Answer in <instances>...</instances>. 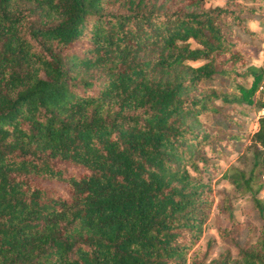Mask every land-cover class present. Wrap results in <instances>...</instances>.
I'll return each instance as SVG.
<instances>
[{
    "label": "trees",
    "instance_id": "16d2710c",
    "mask_svg": "<svg viewBox=\"0 0 264 264\" xmlns=\"http://www.w3.org/2000/svg\"><path fill=\"white\" fill-rule=\"evenodd\" d=\"M263 18L264 0H0V264H264V116L248 172H222L251 194L254 238L222 189L235 253L194 246L212 204L198 163L243 139L198 115L238 126L247 99L224 85L255 90L264 35L246 23Z\"/></svg>",
    "mask_w": 264,
    "mask_h": 264
},
{
    "label": "rangeland",
    "instance_id": "374dc122",
    "mask_svg": "<svg viewBox=\"0 0 264 264\" xmlns=\"http://www.w3.org/2000/svg\"><path fill=\"white\" fill-rule=\"evenodd\" d=\"M205 5H219L224 2V0H204ZM264 19V18H263ZM248 26V22L246 23ZM249 27V26H248ZM250 28V27H249ZM262 33V32H260ZM263 34V33H262ZM264 35V34H263ZM258 50L256 55L249 57V63L255 66L256 68H261L264 64V60L260 59L259 55L262 54L264 58V42H258ZM189 64L197 65L201 63V60L195 61H187ZM237 81L241 87H237L235 85V81L229 80L225 83L224 88L228 90H232L234 92H239L244 95L247 99V103L244 107H240V105H235V110H240L241 113L238 114L240 118V122L238 126H234L232 128H228L224 126L219 116H211L210 114H200L198 115V119L200 123H202V127L206 128L208 132L214 131L216 135L220 138L222 136L228 135L230 133L241 132L243 134V139L236 143L234 149L228 153L226 158L224 159H216L211 157V160H215L217 164V169L213 172L204 171L201 163H198V167L201 168V176L203 180L207 181L212 195V204L210 210L208 212V216L206 217L203 225L201 234L194 244H199L201 248H208L207 258H211L216 255V253L222 248H228L230 253L233 255L235 253V247L222 244V241L216 235V228L223 226L225 222H227V216L221 215L217 209L218 199L221 196L222 189L228 191L233 195L231 198V211L235 218L241 220L244 224L248 223L253 227V234L249 236L248 228H244L238 236V241L242 243L244 240H252L256 234L257 230V215L252 209L251 205V194L246 191H241L240 189H233V185L229 180V177H225L222 175L223 170H230L232 167L240 169L245 173L251 167L252 162V148L253 146L249 143L248 136L253 131V123L257 121L258 113L257 110L260 108L259 99L254 93L252 89L254 80L252 76H247L244 78L237 77ZM207 85H211L208 83ZM216 88H220V85H215ZM244 88L248 90V92L244 91ZM218 104L220 101L218 99L215 100ZM242 127H241V124ZM203 151L207 156H211V152L208 149L207 145L203 146ZM187 171L190 175H195L196 173L187 167ZM229 173L231 172L228 171ZM261 176L264 178V168L261 170ZM255 186V182H253V187ZM264 195V189H260L256 196L262 197ZM208 242V246L207 244Z\"/></svg>",
    "mask_w": 264,
    "mask_h": 264
},
{
    "label": "built area",
    "instance_id": "2783aa9c",
    "mask_svg": "<svg viewBox=\"0 0 264 264\" xmlns=\"http://www.w3.org/2000/svg\"><path fill=\"white\" fill-rule=\"evenodd\" d=\"M255 91L256 94L259 96V99L264 102V64L261 66V71L259 74V78L256 82ZM257 113L258 116H264V106L260 107L257 110Z\"/></svg>",
    "mask_w": 264,
    "mask_h": 264
},
{
    "label": "crops",
    "instance_id": "0c3cea01",
    "mask_svg": "<svg viewBox=\"0 0 264 264\" xmlns=\"http://www.w3.org/2000/svg\"><path fill=\"white\" fill-rule=\"evenodd\" d=\"M248 26L250 27L251 30H254L256 32H262L264 34V19H262L260 21L258 19L250 20V21H248ZM262 41L264 42V39ZM259 57H260V59L264 60L262 54H260ZM254 93H255L256 96H258L256 94L255 90H254ZM257 98L259 99V96ZM257 124H258L257 121H255L253 123V125H252L253 126V131L256 129Z\"/></svg>",
    "mask_w": 264,
    "mask_h": 264
}]
</instances>
